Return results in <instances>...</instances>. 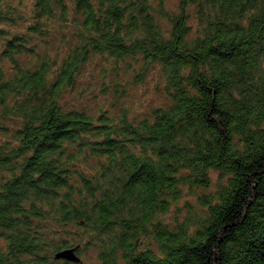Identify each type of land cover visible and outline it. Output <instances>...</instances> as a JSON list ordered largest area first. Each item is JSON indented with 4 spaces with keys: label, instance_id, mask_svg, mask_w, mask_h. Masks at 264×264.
<instances>
[{
    "label": "trees",
    "instance_id": "1",
    "mask_svg": "<svg viewBox=\"0 0 264 264\" xmlns=\"http://www.w3.org/2000/svg\"><path fill=\"white\" fill-rule=\"evenodd\" d=\"M175 2L0 0V264H264V0Z\"/></svg>",
    "mask_w": 264,
    "mask_h": 264
},
{
    "label": "rangeland",
    "instance_id": "2",
    "mask_svg": "<svg viewBox=\"0 0 264 264\" xmlns=\"http://www.w3.org/2000/svg\"><path fill=\"white\" fill-rule=\"evenodd\" d=\"M169 6L171 8H175V0H169ZM96 73H98V71ZM90 80L91 78L87 77L83 81L85 87H87L88 83H90ZM158 83H160L158 80V74L153 72L145 84L129 88V98H126L124 103L128 104V106H131L138 115L149 113L152 108L163 105L165 103L166 96L165 93L157 89ZM80 103L81 105L89 106L92 111L97 112V110L101 107H99V105L101 103V105H103V99H101L99 93L96 92V89L92 87V90L88 89L86 91L83 98L80 99ZM2 139L3 137L0 136V141ZM185 212L186 210L182 209V211L179 212L180 216H184ZM96 255L97 252H95V250L89 249L85 251L81 258L87 257V260L82 258V264H94Z\"/></svg>",
    "mask_w": 264,
    "mask_h": 264
},
{
    "label": "water",
    "instance_id": "3",
    "mask_svg": "<svg viewBox=\"0 0 264 264\" xmlns=\"http://www.w3.org/2000/svg\"><path fill=\"white\" fill-rule=\"evenodd\" d=\"M78 247L67 248L56 253L55 259H63L71 263H81L82 259L77 254Z\"/></svg>",
    "mask_w": 264,
    "mask_h": 264
}]
</instances>
